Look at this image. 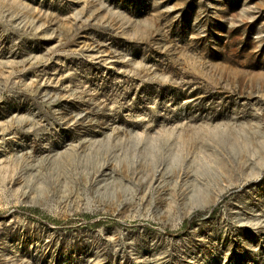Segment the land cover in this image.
<instances>
[{
	"label": "rangeland",
	"instance_id": "374dc122",
	"mask_svg": "<svg viewBox=\"0 0 264 264\" xmlns=\"http://www.w3.org/2000/svg\"><path fill=\"white\" fill-rule=\"evenodd\" d=\"M0 264H264V0H0Z\"/></svg>",
	"mask_w": 264,
	"mask_h": 264
}]
</instances>
